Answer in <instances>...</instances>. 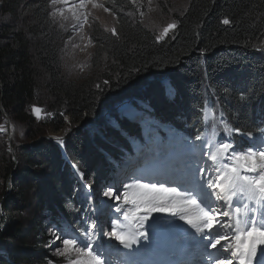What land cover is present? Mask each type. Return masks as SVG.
Masks as SVG:
<instances>
[{"label":"trees","instance_id":"1","mask_svg":"<svg viewBox=\"0 0 264 264\" xmlns=\"http://www.w3.org/2000/svg\"><path fill=\"white\" fill-rule=\"evenodd\" d=\"M51 1L0 0V18H4L0 22V109L32 128L27 139H38L22 153L25 166L14 171L9 160L0 167L4 181L11 174L16 181L14 198L2 203L7 212L0 220V264H46L42 249L46 238L38 233L42 232L39 210L55 227L63 217L74 226L88 198L84 185L110 180L123 156L134 151V142H145L140 125L122 119L123 115L115 117L118 123L113 125L114 118H97L105 107L113 109L133 96L141 84H147L148 104L161 116L170 114L173 119L167 121L173 129L193 136L198 135V127L203 130L207 125L203 116L210 109L209 93L216 111L227 115L228 123L239 130L251 127L247 123L251 111L258 100L264 102V0H188L184 10L174 14L176 28L161 40L155 31L126 16V9L136 10L135 2L107 0L114 6L117 35L100 25L92 27L91 73L78 80L67 78L60 69L63 35L48 8ZM225 18L230 21L227 25L222 23ZM165 76L175 88L173 97L165 95L160 81ZM203 78L209 90L203 87ZM42 94L43 104L50 109L69 108L73 125L62 144L76 161V173L61 159L56 142L42 137L45 129L41 128L48 124L56 130L63 126L62 110L51 122L38 121L29 111ZM207 118L214 120L212 115ZM82 121L94 122V128L76 127ZM92 131L97 134L91 135ZM31 194L35 204L28 198ZM21 202L23 212L34 207L28 221L17 209ZM8 237L12 242L6 246Z\"/></svg>","mask_w":264,"mask_h":264},{"label":"snow or ice","instance_id":"2","mask_svg":"<svg viewBox=\"0 0 264 264\" xmlns=\"http://www.w3.org/2000/svg\"><path fill=\"white\" fill-rule=\"evenodd\" d=\"M87 3L108 11L95 0H79L78 7L84 8ZM222 23L227 25L230 21L225 18ZM175 28L174 22L169 23L157 39H163ZM110 31L117 35L114 28ZM170 94H174V89ZM32 112L39 119L42 109L33 106ZM208 115L205 109V119ZM225 130L233 131L227 124ZM202 139L196 136L197 141ZM199 147L207 150L192 154L181 174L170 181L174 187L165 186L169 181L142 183L139 176L124 184L122 193L115 184L109 185L103 195L118 202L115 211L123 213V222L112 219L111 230L103 231V235L131 249L140 239H147L142 231L144 222L153 213H167L194 230L180 229L185 239L202 249L209 264H264V149L250 147L246 152H237L229 141H209ZM204 157L210 163H201ZM80 176L84 178L83 173ZM84 187L90 189L91 185ZM96 229L93 221L82 232L84 240L63 229L53 231L55 240L62 244L57 254L68 256L69 264H110L105 245L95 239Z\"/></svg>","mask_w":264,"mask_h":264},{"label":"rangeland","instance_id":"3","mask_svg":"<svg viewBox=\"0 0 264 264\" xmlns=\"http://www.w3.org/2000/svg\"><path fill=\"white\" fill-rule=\"evenodd\" d=\"M111 2V0H109ZM131 3L135 2L138 6L136 7V10L132 8L133 11H130L126 9L125 14L128 18L132 19L133 21L137 20L139 21L144 27L149 28L153 31H155L156 38L160 36L162 30L164 27H166L169 23H175L174 14L180 13L187 5L188 0H130ZM52 4L50 3V13H52L55 17H52L53 20H55L62 30L63 37L60 41V51L58 59L60 61V69L64 76L67 78H71L74 80H78L83 77H87L89 73H91V67H92V60L91 56L94 49L93 44V35L91 34L92 27L94 25H100L105 30L108 29L110 31L111 29H115V17L113 11L114 6L107 0H95L96 3L104 5L105 8L108 9V11H104V8L100 7H92L91 3H87L84 8H79V0H52ZM1 3V2H0ZM56 3V5H55ZM163 10L161 7H163ZM71 9V10H70ZM117 12H121V10H117ZM24 14V13H23ZM85 16H87V20H85ZM3 17L0 18V22H3ZM173 29L169 31L167 35L172 33ZM166 35V36H167ZM166 36L164 38H166ZM204 79V80H203ZM203 83L206 82V78H203ZM138 83L137 85H139ZM162 84L166 87V93L169 94L171 88V84L167 82V78L162 80ZM208 84V83H207ZM139 90H135V92L132 94L133 98L136 103L143 106H149L148 102L146 101V92L145 88L147 84H141ZM129 98V97H128ZM131 98V97H130ZM44 102V96L42 94V97L37 98L35 100L34 104L30 105L29 111L30 113L38 120V121H52L53 118L58 115H60V110H62V116L63 118V126L56 130L52 126L48 124L47 128H41L45 129L43 138L47 139L49 141H57V140H65L66 134L69 133L70 127L73 125V119L70 116L68 112V107L65 106H59V109H50L46 105L43 104ZM207 104H209V98H207L206 101ZM38 107L42 109V112L40 113V118L38 119L35 114L32 112V107ZM113 106L109 105L108 107L104 108V111L100 113L98 116L105 117V115L110 114V109ZM137 114V113H136ZM56 115V116H55ZM125 115V114H124ZM210 115V113H209ZM214 114H212L213 116ZM115 117H117L115 115ZM205 117V114H204ZM147 120V118L145 119ZM111 124L115 122V119H111ZM214 121L215 124V130L218 132H222V129L217 125V123ZM87 123V124H86ZM89 122L82 121L81 123H75L76 127L84 128L89 127ZM144 131H148L149 125H143L142 126ZM36 129H39L37 127ZM96 133L94 131L90 132ZM29 134H32V128H30L25 122L21 123L16 121L10 114L5 112L3 109H0V167L4 166L9 160L13 163L15 166L14 171L17 169V167L25 166L26 164L23 163V157L22 153L25 150V148H29L31 144H35L38 139H27L26 136ZM97 134V133H96ZM64 137V138H63ZM172 143H179L178 139L175 137H172L171 139ZM53 145V144H52ZM149 149L141 148L138 151V154L134 157H130L128 161V165L125 169L121 170L118 179H116L114 182L112 181L113 185L115 184L117 188L120 189L121 193L124 191L123 185L126 183H130L134 176L141 177L142 183H147L149 180L152 182H155L157 180L161 181H169V183H166L165 186H176L174 183H170V181L176 177V175L180 174L182 172L181 166L182 163H188L192 159V154L190 152L185 157H180L178 164H176L175 160L170 165V175L171 177L164 176L162 174H155V171L153 170L150 172V174H131L134 170L135 166L137 165H144L148 163L152 158V155L159 154L158 151H161L165 146L157 141V142H149ZM151 145L153 148L151 149ZM181 147H184L181 146ZM55 149V148H54ZM59 152V151H58ZM60 154V153H59ZM49 154L43 155V157H47ZM62 155V151H61ZM60 155V157H61ZM198 155V154H197ZM54 156V155H53ZM59 157V159H60ZM161 157V156H160ZM71 159V158H70ZM72 161V160H71ZM151 161V160H150ZM164 161V160H162ZM73 164H76V161H72ZM209 163L206 158H203L201 160V163ZM185 165V164H184ZM33 170H38L33 168ZM6 180L4 181L3 178L0 176V220L2 213L7 212L5 208L2 207L3 202H7L6 200L10 201L9 198H14L16 189L14 186V183L16 181L14 180L12 174L10 176H7ZM23 183V182H22ZM108 187H102L101 184L98 186H93L90 190L91 193L99 192V198L98 201L92 203L90 201L89 209L91 212H97V214H102V217L109 216L110 220L107 222V226L109 228V231L111 230V220L114 218H119L121 222H123V215L122 213H117L115 211L116 204L118 203L115 200H111L108 197H105L103 195V192L107 190ZM115 191V189H114ZM34 194H31L28 198L32 200ZM6 199V200H5ZM35 200H32L31 202L34 203ZM40 205V203L38 202ZM92 204V205H91ZM109 205H111V208H109ZM17 209L19 212H23L24 210V203L21 202L18 204ZM30 212H23L25 221H28L31 217V213L34 210V207L31 206L29 209ZM41 213V221L40 225H42L41 231L39 236L44 237L45 240L42 244V249L45 250L44 255H47L48 258L45 261L46 264H69V257L68 256H61L57 254V249L62 248V244L60 241L55 240L53 237V229L51 228V222L46 219V216L44 215V211L41 209L39 210ZM159 214V213H158ZM160 216H163L167 213H160ZM170 216L169 214H167ZM176 220H179L178 218H175ZM151 220V219H150ZM98 224H102V219L98 220ZM165 225L161 224L160 226H157L154 228V226L149 227L152 229V233L158 232L161 228H164ZM0 228L3 229V225L0 224ZM103 231V230H102ZM142 231H146L145 227L142 228ZM98 233V231H97ZM103 235V232H102ZM144 241V239H140L139 242ZM12 240L8 237L7 240L5 239L6 246L10 244ZM102 242L105 245V248L107 245L111 247V249H108V255L107 259L110 260V264H122V256H113L112 258L109 256L110 251L116 252V251H124L123 248L118 241H116L114 238L110 239L109 237L102 236ZM2 244L0 243V246ZM5 247V246H4ZM2 253L6 252L4 250H1ZM55 259V262H52L53 259Z\"/></svg>","mask_w":264,"mask_h":264},{"label":"water","instance_id":"4","mask_svg":"<svg viewBox=\"0 0 264 264\" xmlns=\"http://www.w3.org/2000/svg\"><path fill=\"white\" fill-rule=\"evenodd\" d=\"M141 86H142V85H141ZM141 86H140V87H141Z\"/></svg>","mask_w":264,"mask_h":264},{"label":"bare ground","instance_id":"5","mask_svg":"<svg viewBox=\"0 0 264 264\" xmlns=\"http://www.w3.org/2000/svg\"><path fill=\"white\" fill-rule=\"evenodd\" d=\"M87 124V123H86Z\"/></svg>","mask_w":264,"mask_h":264}]
</instances>
